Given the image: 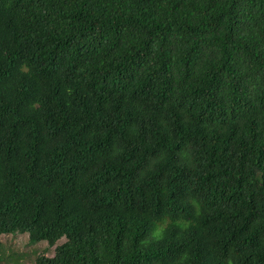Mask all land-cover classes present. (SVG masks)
<instances>
[{
    "label": "trees",
    "instance_id": "obj_1",
    "mask_svg": "<svg viewBox=\"0 0 264 264\" xmlns=\"http://www.w3.org/2000/svg\"><path fill=\"white\" fill-rule=\"evenodd\" d=\"M16 232L34 264H264V0H0Z\"/></svg>",
    "mask_w": 264,
    "mask_h": 264
},
{
    "label": "rangeland",
    "instance_id": "obj_2",
    "mask_svg": "<svg viewBox=\"0 0 264 264\" xmlns=\"http://www.w3.org/2000/svg\"><path fill=\"white\" fill-rule=\"evenodd\" d=\"M64 241L62 238L58 244ZM0 243V264H34L35 256L42 251L49 256L55 252V246H49L47 241L31 242L27 233L2 235Z\"/></svg>",
    "mask_w": 264,
    "mask_h": 264
}]
</instances>
